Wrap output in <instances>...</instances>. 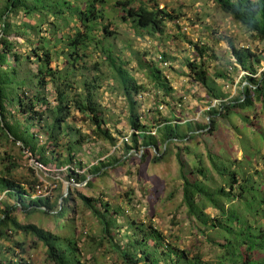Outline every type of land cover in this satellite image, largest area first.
Instances as JSON below:
<instances>
[{
  "label": "trees",
  "instance_id": "1",
  "mask_svg": "<svg viewBox=\"0 0 264 264\" xmlns=\"http://www.w3.org/2000/svg\"><path fill=\"white\" fill-rule=\"evenodd\" d=\"M201 1L213 3L243 27L256 43L264 45V0ZM107 5L106 0H0V140L4 138L13 143L23 156L29 154L31 160L64 170L71 184L67 196L61 183L55 188L57 196L52 194L48 198L33 200L37 186L42 184L38 175L31 170L30 180H16L14 174L20 165L12 155L5 153L3 156L0 151L4 166L0 171V197L5 195L0 201V254L6 256V260L0 259V264H32L28 254L40 247L45 249L48 264H91L94 257L88 260L78 243L76 216L85 212H90L99 223L101 232L96 246L113 264H264V258L257 259L258 254H264V227L256 222L259 216L264 218V198L256 193L257 188L250 185V180L228 166L220 168L213 164L226 181L225 186L214 191L206 188L200 179L209 180L203 156L195 154L190 147L186 148L187 154L195 155L198 163L188 174L194 179L187 175L182 150L177 153L183 180V204L193 227L206 237L212 250H220L215 262L207 260L200 251L182 248L174 241L173 234L165 233L153 222L130 217L128 210L115 209L103 198L89 196L75 187V184L86 183L84 188H94L88 175L80 171L89 168L90 175H98L120 162L113 158L108 163L86 165L80 153L93 145L91 137L115 148L124 136L129 135V142L122 144L125 158L137 157L144 163L152 150V162L157 164L164 160L172 144L200 143L197 139L203 132L212 133L219 117L228 120L232 113H238L245 123H249L251 117L248 113L244 115V111L253 113L258 106L264 117V71L257 76L264 52L255 53L249 45L237 48L230 42L234 71L247 72L248 77L240 95L225 102L227 94L217 91L211 84L208 61L216 59V55L211 54L205 42L189 41L188 49L192 50L193 59L187 60L186 78L192 86L204 88L211 102L220 100L218 108L212 107L208 111L210 120L205 125L190 121L175 124L174 120L161 119L160 116L156 120L144 118L140 96L147 93L148 88L139 83L120 58L104 46L101 48L104 61L109 63L112 79L118 83L126 101L131 128L128 135L115 134L94 98L95 91L101 88L100 84L94 83L100 78L85 81L86 95L81 92L72 95V90L77 87V72L84 67L85 59L92 55L91 47L98 49L105 39L116 34L107 23ZM118 9L125 14L124 21L131 19L138 28L152 36L164 35L169 23L181 27V12L162 7L156 0L150 4L118 0L114 10ZM160 54L168 61L166 53ZM62 58L65 66L60 69ZM138 62V67L144 69V62L140 59ZM147 63L153 87L163 93V101L158 103L156 100V105L173 106V88L157 58ZM216 75L232 81L226 71ZM150 112L154 113L153 110ZM80 121L89 125L91 134L84 133ZM153 131H156L155 135ZM160 144L163 147L157 153ZM237 203L244 205L245 213L256 219L249 221L239 212ZM208 208L218 211L219 216L212 217ZM19 210L26 217L53 218L59 223L61 232L54 233L36 224H23L15 216ZM123 219L125 225L121 223ZM61 221L65 222L61 224ZM66 230L70 234H66ZM210 231L223 237L224 244L214 241ZM20 235L24 237L18 238ZM256 240L261 243H255Z\"/></svg>",
  "mask_w": 264,
  "mask_h": 264
},
{
  "label": "rangeland",
  "instance_id": "2",
  "mask_svg": "<svg viewBox=\"0 0 264 264\" xmlns=\"http://www.w3.org/2000/svg\"><path fill=\"white\" fill-rule=\"evenodd\" d=\"M106 1L108 3L106 8L109 19V22L107 20L106 22L111 24L110 30L116 34L105 39L98 49L91 47L92 55L90 58L85 59L84 67L79 68L75 79L77 87L76 90H72V95L74 96L79 92L86 95L85 81L91 82L95 77L100 78L94 83L95 85H101V88L95 91L94 98L104 118L108 121V127L115 134L121 132L123 136L128 135L131 133V128L128 123L126 101L118 83L112 79L113 71L109 63L104 61L102 47L105 46L110 49L125 64V67L129 69L134 78L148 88V92L140 98L142 101L141 112L144 118L150 117L156 120L158 117V119L174 120L175 124L190 121L202 125L207 124V121L210 120L208 107L214 100L211 102L212 99L204 88L200 85L192 86L186 78L188 72L187 60L193 59V52L188 49L189 41L194 43L205 42L209 46L211 54L216 55V59L212 58L208 61L209 72L212 76L211 84L215 86L217 91L227 94L225 102H230L240 95V91L246 85L245 78L248 77L247 72L234 71L235 66L232 62L234 63L235 60L231 58L230 42L237 48L249 45L255 53L264 52V45L256 43L243 27L222 13L211 2L201 0H156L162 7L181 12L183 16L180 20V26L183 29L169 23L167 32L164 35L152 36L145 30L138 28L131 19L123 20L125 15L123 11L121 9L114 10V5L118 0ZM140 1L148 4L152 2V0H136V2ZM20 41L23 42L22 39ZM160 53H166L169 57L170 68L163 67L157 61L173 88L175 102L171 107L165 104H159V107L156 105V100L158 103L163 101V93L157 92L153 87L149 78L150 71L146 66L147 62L155 57L157 58ZM138 59L144 62V69L138 67ZM2 63L5 64L3 59ZM63 63L64 59L62 58L60 69L64 68ZM220 71L228 72L232 81L218 77L216 73ZM262 71H264V61L261 63L257 76ZM157 96L160 98L157 99ZM218 101L217 108L220 105V100ZM150 110H153L154 113H151ZM249 111L245 110L243 113L244 115L247 113L250 115L249 123H245L238 113H232L228 120L219 117L212 133L203 132L202 136L198 135L200 137L197 140L200 143L172 144L169 147L168 154L164 156V160L157 164L152 162L154 154L152 150L149 151L148 159L142 163L137 157L125 158V150L121 140L115 147L119 148L116 151L110 144L95 141L91 137L93 145L87 146L86 150L82 149L80 153V157L83 158L86 165H96L97 162L108 163L113 158L119 159L120 162L106 169L105 173L103 171L98 175H90L87 172L89 168L80 171V173L85 172L88 175V181L93 182L94 188H84L86 183L75 184V187L89 196L96 195L103 198L106 202L111 203L115 209L124 208L128 210L130 217L153 222L160 230L173 234L174 241L182 248L195 252L200 251L205 254L207 260L215 262V257L220 250L218 248L212 250L211 246L206 243V237L199 234L187 216V208L183 204V180L177 153L182 150V157L187 165V175L198 163H196L195 155L187 154L186 148L190 147L195 154H202L204 164L208 169L207 176L209 180L207 181L203 177H200V179L204 182L206 188L214 191L225 186L226 181L214 169L213 164L220 168L228 166L232 170L238 171L242 177L250 180V185L257 188L256 193L264 198V117L259 106L255 112ZM77 117L79 118V115ZM80 122L84 133L91 134L89 125H85L83 121ZM182 127H186L184 123ZM162 147L163 145L160 144L157 153L159 150L161 151ZM0 151L3 156L5 153L12 155L20 165L14 174L16 180H30L31 170H33L43 184L54 188L53 194L55 196L58 195L55 188L61 183L64 193L68 189L67 194H69L71 184L68 182L64 170L56 169L53 165L48 166L47 170H37L34 165L35 161L30 159L29 154L23 156L20 148L4 138L0 140ZM1 160L0 158V171L4 168ZM191 179H194V177H191ZM74 197L78 198L77 195ZM130 202H132L131 205ZM79 203L78 200L77 204L79 205ZM71 204L73 205V202ZM236 206L240 208L239 212L246 215L249 221L253 222L256 219L252 214L245 213V207L241 203H237ZM227 208H230V206H227ZM207 212L212 217L219 216V212L212 208H208ZM15 216L23 224H36L54 233L61 232L59 223L53 218L41 215L26 217L20 210L15 213ZM76 218L79 226L78 243L86 258L89 260L94 257L91 264H113L105 256L104 251L98 250L96 246L97 236L100 234L101 229L93 215L90 212H85L76 216ZM63 222L65 221H61V224ZM256 222L259 223V226L264 227V218L261 216ZM121 223L125 225L126 221L123 219ZM64 232L70 234L69 230ZM209 235L214 241L224 244L223 237L216 234L215 231H210ZM21 237L24 236H18V238ZM256 241L255 243H261L259 240ZM28 258L31 259L32 264H48L45 259V249L42 247L28 254ZM263 258L264 254L257 255V259ZM0 259L6 260L4 253L0 254Z\"/></svg>",
  "mask_w": 264,
  "mask_h": 264
},
{
  "label": "built area",
  "instance_id": "3",
  "mask_svg": "<svg viewBox=\"0 0 264 264\" xmlns=\"http://www.w3.org/2000/svg\"><path fill=\"white\" fill-rule=\"evenodd\" d=\"M189 47V46H188ZM190 48V47H189ZM157 60L161 63V65L165 68H170V63L166 60H164V57L163 55H158L157 56ZM140 98H142V96H140ZM218 100H214L208 107V110H210L212 107H217L218 106ZM153 135L156 134V131H153L152 132ZM129 138L130 136H124L121 140V144L125 143V142H129ZM34 161V160H32ZM34 165L36 166V169L37 170H47V167L44 166L43 164L39 163V162H36L34 163ZM53 190L54 188L51 186H47L45 184H41L39 186H37V189L35 191V193L33 194L32 196V199H38V198H48V197H51V195L53 194ZM5 198V195L1 196L0 197V201L3 200Z\"/></svg>",
  "mask_w": 264,
  "mask_h": 264
},
{
  "label": "water",
  "instance_id": "4",
  "mask_svg": "<svg viewBox=\"0 0 264 264\" xmlns=\"http://www.w3.org/2000/svg\"><path fill=\"white\" fill-rule=\"evenodd\" d=\"M67 193H68V189H66V193H65V196H67V195H68Z\"/></svg>",
  "mask_w": 264,
  "mask_h": 264
}]
</instances>
